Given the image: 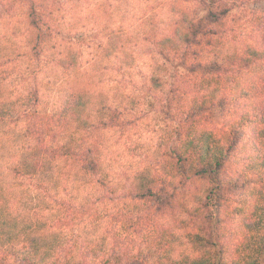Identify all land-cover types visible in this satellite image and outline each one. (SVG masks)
Returning <instances> with one entry per match:
<instances>
[{
  "label": "clouds",
  "instance_id": "1",
  "mask_svg": "<svg viewBox=\"0 0 264 264\" xmlns=\"http://www.w3.org/2000/svg\"><path fill=\"white\" fill-rule=\"evenodd\" d=\"M0 264H264V0H0Z\"/></svg>",
  "mask_w": 264,
  "mask_h": 264
}]
</instances>
